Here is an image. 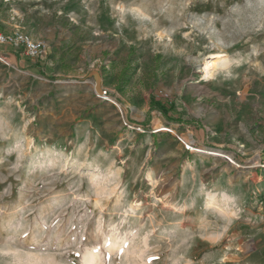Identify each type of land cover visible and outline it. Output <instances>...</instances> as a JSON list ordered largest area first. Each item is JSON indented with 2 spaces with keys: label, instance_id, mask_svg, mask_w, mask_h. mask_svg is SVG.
<instances>
[{
  "label": "rangeland",
  "instance_id": "rangeland-1",
  "mask_svg": "<svg viewBox=\"0 0 264 264\" xmlns=\"http://www.w3.org/2000/svg\"><path fill=\"white\" fill-rule=\"evenodd\" d=\"M17 29L47 45L0 59V264H264V0H0Z\"/></svg>",
  "mask_w": 264,
  "mask_h": 264
},
{
  "label": "crops",
  "instance_id": "crops-1",
  "mask_svg": "<svg viewBox=\"0 0 264 264\" xmlns=\"http://www.w3.org/2000/svg\"><path fill=\"white\" fill-rule=\"evenodd\" d=\"M3 32H5V31H3ZM17 48H18L17 45H13V44H10V43H6V44L0 43V54H3L6 60L9 59L10 62L14 63L15 65L28 66V75L32 76L35 79H41V77L39 76L38 73L44 71V66H45L44 65L45 63L43 62L44 58L43 57H40V58H38V57H34V58L25 57V55L23 53H18L17 52V50H18ZM36 62H37V64H36ZM47 64L48 63H46V65ZM122 70L123 69H121V72H122ZM202 90L204 91L203 93L207 97L211 96L212 94L213 95H220L219 92H216L209 85H204L202 87ZM111 96H113V95L111 94ZM114 97H116V95ZM220 99H224L225 100L226 98H220ZM188 100H190V96L187 97V95H186L184 97L185 105L187 104ZM107 101L111 102L113 104H117L111 98H108ZM152 102H153V104L160 105L161 108L160 107H153L152 108ZM143 103H144V111L147 112V113L149 111V116L150 115L160 114L166 119L167 123L172 124V125H184L185 127L188 128L189 131L194 132V135L197 137V139L203 140V141H205L206 139L208 140L209 127H207L204 124H200L198 121H193L191 124L183 122V120H181L180 117L184 118V116L181 115L180 113H178L176 107L169 109L168 106L165 107L161 103L156 102V99H154L152 101L151 97L145 98ZM205 105L207 107V112H208V114H206V115H208V116H209L210 113H214L213 111L216 110V108L213 107V105L210 104V100ZM187 106H188V104H187ZM162 107L164 109L163 110L164 113L162 112ZM188 108H189V106H188ZM177 115L179 116L178 117L179 119L177 118ZM195 116L198 117V115H195ZM219 116L215 115L214 117L218 118Z\"/></svg>",
  "mask_w": 264,
  "mask_h": 264
},
{
  "label": "built area",
  "instance_id": "built-area-1",
  "mask_svg": "<svg viewBox=\"0 0 264 264\" xmlns=\"http://www.w3.org/2000/svg\"><path fill=\"white\" fill-rule=\"evenodd\" d=\"M0 43H10L24 48L25 53L30 57H38L46 48V41L43 39H34L30 35L21 30H14L12 32L0 31ZM0 59L7 62L5 57Z\"/></svg>",
  "mask_w": 264,
  "mask_h": 264
},
{
  "label": "water",
  "instance_id": "water-1",
  "mask_svg": "<svg viewBox=\"0 0 264 264\" xmlns=\"http://www.w3.org/2000/svg\"><path fill=\"white\" fill-rule=\"evenodd\" d=\"M94 80H95V89L96 92L100 95L105 93V90L102 88V77L99 71L93 72Z\"/></svg>",
  "mask_w": 264,
  "mask_h": 264
},
{
  "label": "bare ground",
  "instance_id": "bare-ground-1",
  "mask_svg": "<svg viewBox=\"0 0 264 264\" xmlns=\"http://www.w3.org/2000/svg\"><path fill=\"white\" fill-rule=\"evenodd\" d=\"M210 65H211V63H210V62H207V64H206L205 67H204V69H205V71H206L207 74L210 73V72H209Z\"/></svg>",
  "mask_w": 264,
  "mask_h": 264
},
{
  "label": "trees",
  "instance_id": "trees-1",
  "mask_svg": "<svg viewBox=\"0 0 264 264\" xmlns=\"http://www.w3.org/2000/svg\"><path fill=\"white\" fill-rule=\"evenodd\" d=\"M153 107H160V105H158V104H153V102H152V108ZM161 108V107H160ZM163 108V107H162Z\"/></svg>",
  "mask_w": 264,
  "mask_h": 264
}]
</instances>
